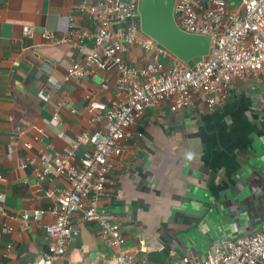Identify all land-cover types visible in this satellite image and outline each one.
<instances>
[{
	"label": "crops",
	"instance_id": "0c3cea01",
	"mask_svg": "<svg viewBox=\"0 0 264 264\" xmlns=\"http://www.w3.org/2000/svg\"><path fill=\"white\" fill-rule=\"evenodd\" d=\"M100 1L0 0V264H33L42 258L50 244L46 227L53 219L44 215L24 221L22 216L47 210L53 196L69 186L55 174L37 185L36 166L24 169V164L86 136L78 149L82 156L89 149L88 137L104 126V120L90 124L91 100L109 108L118 102L115 70L101 72L107 90L90 67L80 79L68 74L73 64L84 65L80 37L87 34L84 45L93 48L91 37L98 27L80 6ZM27 26L35 29L32 38L23 34ZM118 26L114 21L113 29ZM45 32L56 40L44 39ZM125 58L142 69L148 55L132 47ZM128 134L122 155L111 158L114 167L99 210L116 218L127 250L138 262L172 264L185 254L201 258L220 238L236 240L260 231L263 74L233 81L212 110L198 94L191 108L178 113L161 103L147 110ZM72 222L80 234L58 264H115V250L100 238L97 224L84 221L82 214ZM4 227L14 231L5 234Z\"/></svg>",
	"mask_w": 264,
	"mask_h": 264
},
{
	"label": "built area",
	"instance_id": "2783aa9c",
	"mask_svg": "<svg viewBox=\"0 0 264 264\" xmlns=\"http://www.w3.org/2000/svg\"><path fill=\"white\" fill-rule=\"evenodd\" d=\"M140 1L103 0L80 6V11L88 14L98 27L91 37L93 48L84 45L87 34L80 37L84 65L73 64L68 74L80 79L90 67L94 76L103 80V90H107L109 84L101 72L115 70L119 74L118 102L109 108L105 103L91 100L90 124L104 120V126L88 137L89 149L82 156L78 157V149L86 136L77 137L64 150L43 153L24 164V169L36 166L37 185L51 174L64 177L69 184L53 196L54 202L47 210L25 212L22 216L24 221L41 220L44 215L53 219L46 227L50 239L48 251L33 264H58L69 243L80 234L72 222L76 214L98 225L100 238L115 250V264H148L138 262L128 252L116 218L99 210L108 175L114 167L111 158L122 155L128 130L147 110L161 103H169L171 112L178 113L191 108L193 95L198 94L212 110L233 81L254 74L264 76V0H176L174 12L179 28L189 34L209 36L212 41L208 57L188 64L140 32ZM70 21L69 32L76 33L72 17ZM114 21L120 26L113 29ZM35 33L34 28H23V34L29 38ZM43 37L47 41L56 40L51 32H45ZM132 47L148 55L142 69L131 67L125 58ZM54 119L57 121L59 116ZM18 131L22 133L21 129ZM25 147L32 149L30 143ZM0 200H4L3 195ZM13 231L12 227L3 228L5 234ZM172 264H264V224L255 234L236 240L220 238L201 258L185 254Z\"/></svg>",
	"mask_w": 264,
	"mask_h": 264
},
{
	"label": "water",
	"instance_id": "95a60500",
	"mask_svg": "<svg viewBox=\"0 0 264 264\" xmlns=\"http://www.w3.org/2000/svg\"><path fill=\"white\" fill-rule=\"evenodd\" d=\"M175 4L176 0H141L140 32L185 64L208 57L211 38L182 31L175 20Z\"/></svg>",
	"mask_w": 264,
	"mask_h": 264
}]
</instances>
